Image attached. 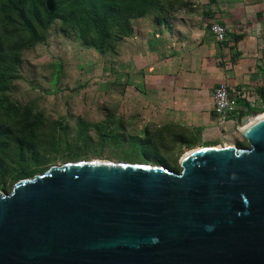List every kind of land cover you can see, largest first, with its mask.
Here are the masks:
<instances>
[{
	"label": "water",
	"instance_id": "1",
	"mask_svg": "<svg viewBox=\"0 0 264 264\" xmlns=\"http://www.w3.org/2000/svg\"><path fill=\"white\" fill-rule=\"evenodd\" d=\"M243 135L180 172L92 160L20 180L0 191V264H264V119Z\"/></svg>",
	"mask_w": 264,
	"mask_h": 264
},
{
	"label": "crops",
	"instance_id": "2",
	"mask_svg": "<svg viewBox=\"0 0 264 264\" xmlns=\"http://www.w3.org/2000/svg\"><path fill=\"white\" fill-rule=\"evenodd\" d=\"M198 4L199 10H184L183 16L174 10L168 20L155 17V26L149 16L134 20L133 32L118 45L126 55L125 96L119 99L125 127L144 131L152 147L167 150L173 138L179 147L235 145L246 140L242 126L248 113L264 105V6L249 0ZM213 23L225 27L224 40L210 31ZM221 82L249 97L223 124L213 102Z\"/></svg>",
	"mask_w": 264,
	"mask_h": 264
},
{
	"label": "rangeland",
	"instance_id": "3",
	"mask_svg": "<svg viewBox=\"0 0 264 264\" xmlns=\"http://www.w3.org/2000/svg\"><path fill=\"white\" fill-rule=\"evenodd\" d=\"M183 1L187 5L176 11L182 16L184 10L196 12L200 8L194 6L200 4L199 0ZM249 1L264 6V0ZM146 16L150 18L148 23L157 25L155 11ZM120 43L123 45V40ZM125 56L122 46L102 53L85 45L74 31L63 30L59 20L48 28L44 41L22 52L7 96L21 109L40 114L44 128L36 147L39 161H28L30 166L28 162L16 165L28 175L14 179L17 172L11 173L5 181L0 180L1 192L9 194L20 180L32 179L52 166L69 162L106 160L181 171V157L188 150L200 147H179L175 138L174 145L167 150L152 147L144 131L141 135L125 127L124 108L119 103L125 96ZM263 110L264 105L257 111ZM239 142L235 143L237 147ZM241 143L249 146L247 140Z\"/></svg>",
	"mask_w": 264,
	"mask_h": 264
},
{
	"label": "trees",
	"instance_id": "4",
	"mask_svg": "<svg viewBox=\"0 0 264 264\" xmlns=\"http://www.w3.org/2000/svg\"><path fill=\"white\" fill-rule=\"evenodd\" d=\"M186 5L183 0H0V180L15 172L14 179L28 175L16 165L39 161L42 116L12 104L7 90L22 52L44 41L53 22L59 20L63 30L74 31L85 45L106 53L133 32L134 20L152 11L156 19L167 20ZM261 94L264 99V88ZM238 147L247 145L239 142Z\"/></svg>",
	"mask_w": 264,
	"mask_h": 264
},
{
	"label": "built area",
	"instance_id": "5",
	"mask_svg": "<svg viewBox=\"0 0 264 264\" xmlns=\"http://www.w3.org/2000/svg\"><path fill=\"white\" fill-rule=\"evenodd\" d=\"M210 31L216 36V38L220 41L224 40L226 36V29L223 25L219 23H213L210 26ZM247 94H236L231 91L227 83L221 82L219 83L215 89L213 94V102H214V111L218 116L219 124H223L226 122L232 114H236L238 112V104L241 99H248ZM250 102L249 105L253 108L256 107V102ZM264 111V110H263ZM263 111H250L245 118V124L249 123L255 116Z\"/></svg>",
	"mask_w": 264,
	"mask_h": 264
},
{
	"label": "bare ground",
	"instance_id": "6",
	"mask_svg": "<svg viewBox=\"0 0 264 264\" xmlns=\"http://www.w3.org/2000/svg\"><path fill=\"white\" fill-rule=\"evenodd\" d=\"M262 119H264V112L259 113V114H258L257 116H255V117H254L249 123L243 125V126H242V131H244L249 125H251V124H253V123H256V122H258V121H260V120H262ZM217 147H227V148H232V147H235V146L227 144V145L217 146ZM200 148H203V147H200ZM200 148H196V149L188 150V151L184 154V156L189 155V154H191L193 151L198 150V149H200Z\"/></svg>",
	"mask_w": 264,
	"mask_h": 264
}]
</instances>
